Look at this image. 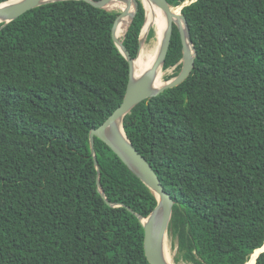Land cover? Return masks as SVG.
<instances>
[{
    "label": "trees",
    "instance_id": "trees-1",
    "mask_svg": "<svg viewBox=\"0 0 264 264\" xmlns=\"http://www.w3.org/2000/svg\"><path fill=\"white\" fill-rule=\"evenodd\" d=\"M167 1H193L182 14L195 68L138 105L124 129L175 201V264H247L264 246V0ZM138 4L126 34L117 33L133 59L146 24ZM117 16L68 0L0 31V264H150L136 214H151L155 194L96 138L106 198L121 205L110 206L90 146L130 80L113 40ZM155 35L151 28L148 40ZM182 58L175 26L166 81Z\"/></svg>",
    "mask_w": 264,
    "mask_h": 264
},
{
    "label": "water",
    "instance_id": "water-1",
    "mask_svg": "<svg viewBox=\"0 0 264 264\" xmlns=\"http://www.w3.org/2000/svg\"><path fill=\"white\" fill-rule=\"evenodd\" d=\"M63 1H68V0H9L7 2H4L0 4V23L3 24V26L0 28V31L4 29L9 23L17 20L18 18H20L21 16H23L24 14H26L27 12L33 9H36L38 7L50 3L63 2ZM75 1H84L96 8L105 9L108 11H116L118 13V16L113 26V40L116 46L121 51V53L128 60L130 65V80L122 104L99 128L93 129L90 133V146L92 151V157L95 160V165L98 170L97 184L99 191L101 192L104 199L108 202L100 180V168L96 155V138L100 139L108 147H110V149L113 150V152L121 159V161L137 177H139L142 180V182L155 194L157 198V206L151 212V214L148 217H143L138 214L136 215L144 227V231H145L144 250L149 263L169 264L166 257V235L167 236L169 235V226L173 216L175 201L172 198V196L165 190L159 176L157 175L151 164L135 148L133 143L127 137V134L124 129V120L128 115L132 113V111L138 105H140L144 101L157 97L166 90L179 87L191 76L195 68L197 50L191 39L190 28L187 19L182 14V10L185 6L191 4L192 2L189 3L188 1L184 5L180 6L181 8L180 18L184 26L181 21H174L170 16L168 27L163 37L161 51L159 53V57L157 60V66L162 65L164 69V64L166 62L167 55L171 46L174 27L176 26L179 30L183 45V58L181 60L182 70L178 76H176L175 78L169 81H166L163 87L155 88L154 87V82L156 78L155 69H152L151 71L144 73L142 76L137 77L134 70V63L137 58L136 59L132 58L129 51L127 50L123 42L120 41V38L117 35V25L119 20L123 16L128 14L131 15V22L129 23V26L133 22L139 9L138 0H128L127 6L120 10H113L109 8L111 5L117 3V0H100V1L75 0ZM140 1H142L145 7L146 22H147L146 4L143 0ZM147 1L152 4H156L158 7L165 10L169 15L171 9L174 8L168 3L167 0H147ZM133 4L135 5L136 10L134 13L131 14L130 10ZM150 30L151 28L149 29V31ZM143 31L140 38L139 53L141 51L146 36H148L149 34L148 31L147 35L143 38ZM108 204L112 207L121 206L119 204H112L110 202H108ZM257 251H258V256H257L258 258L259 255L264 252V246ZM255 253H253V255ZM256 262L257 259L254 264H256Z\"/></svg>",
    "mask_w": 264,
    "mask_h": 264
},
{
    "label": "bare ground",
    "instance_id": "bare-ground-1",
    "mask_svg": "<svg viewBox=\"0 0 264 264\" xmlns=\"http://www.w3.org/2000/svg\"><path fill=\"white\" fill-rule=\"evenodd\" d=\"M146 4L147 7V22L143 31V38L144 36L148 33L149 29L151 26L155 25L158 30V40H159V44L157 46V48L153 51H151L150 53H146L144 52V50H141L135 63H134V70H135V74L137 75V77L142 76L144 73L151 71L152 69H155V74H156V78H155V82H154V87L155 88H160L163 87L165 85L164 82V75L165 72L163 71V66L159 65L157 66V60L159 57V53L161 51V45H162V41H163V37L164 34L167 30L168 27V22H169V18L170 16L172 17V19L174 21H181V12L179 8H173L171 9L170 15L163 9H161L160 7H158L156 4H152L149 3L147 0H143ZM127 6V3L125 2H121V1H117V3L111 5L109 8L113 9V10H119L120 8H125ZM128 19L126 21V23L119 29H117V33L124 29L125 32L129 26V23L131 22V15L128 14ZM183 24V22H182ZM184 26V24H183ZM156 67V68H155ZM170 236L166 235V257H167V261L169 262V264H175L174 262V255L172 252V246L170 244ZM258 253L254 254V259L253 261H251L250 263L254 264L256 259H257ZM248 263V264H250Z\"/></svg>",
    "mask_w": 264,
    "mask_h": 264
},
{
    "label": "rangeland",
    "instance_id": "rangeland-1",
    "mask_svg": "<svg viewBox=\"0 0 264 264\" xmlns=\"http://www.w3.org/2000/svg\"><path fill=\"white\" fill-rule=\"evenodd\" d=\"M190 2H193V1H189V3ZM179 9H180V12H181V8L180 7H179ZM135 10H136V7L133 4L132 7H131V10H130V13L131 14L134 13ZM150 28H154L155 29L156 35L150 41L148 40V36H146L147 34L145 35L146 38H145V41L143 43V46H142L141 50H144V52H146V53H150L151 51L155 50L157 48L158 44H159V40H158V30L156 29L157 27L155 25H153ZM164 72H165V75H164L163 79H164V82H166V78L169 77L173 73V70H168V71H164ZM170 242H171L170 244L172 246V252H173V255H174L176 250H174V240L171 237H170ZM250 264H252V263H250Z\"/></svg>",
    "mask_w": 264,
    "mask_h": 264
}]
</instances>
